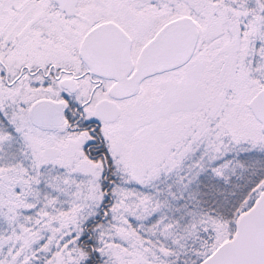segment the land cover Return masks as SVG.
I'll list each match as a JSON object with an SVG mask.
<instances>
[{
  "label": "snow or ice",
  "instance_id": "obj_1",
  "mask_svg": "<svg viewBox=\"0 0 264 264\" xmlns=\"http://www.w3.org/2000/svg\"><path fill=\"white\" fill-rule=\"evenodd\" d=\"M0 264H264V0H0Z\"/></svg>",
  "mask_w": 264,
  "mask_h": 264
}]
</instances>
